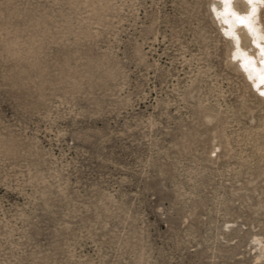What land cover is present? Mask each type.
<instances>
[{
  "label": "rangeland",
  "instance_id": "obj_1",
  "mask_svg": "<svg viewBox=\"0 0 264 264\" xmlns=\"http://www.w3.org/2000/svg\"><path fill=\"white\" fill-rule=\"evenodd\" d=\"M210 2L0 0V264H264V102Z\"/></svg>",
  "mask_w": 264,
  "mask_h": 264
},
{
  "label": "bare ground",
  "instance_id": "obj_2",
  "mask_svg": "<svg viewBox=\"0 0 264 264\" xmlns=\"http://www.w3.org/2000/svg\"><path fill=\"white\" fill-rule=\"evenodd\" d=\"M264 0H211L210 13L230 44L229 63L264 102ZM208 121H212L209 117ZM216 149L214 152H216ZM264 251V247L261 248Z\"/></svg>",
  "mask_w": 264,
  "mask_h": 264
}]
</instances>
